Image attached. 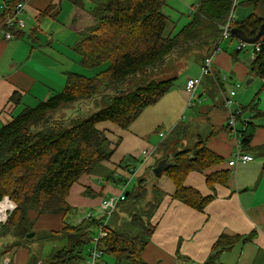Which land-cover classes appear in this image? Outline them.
<instances>
[{
  "label": "crops",
  "instance_id": "obj_1",
  "mask_svg": "<svg viewBox=\"0 0 264 264\" xmlns=\"http://www.w3.org/2000/svg\"><path fill=\"white\" fill-rule=\"evenodd\" d=\"M8 1L12 0H3V3ZM22 1L27 2L21 15L24 27L20 29L17 37L11 39H6L0 34L2 124L10 121L15 111L13 95L22 96L21 106H32V100H24V96L34 91L36 102L48 97L64 87L67 71H76L79 68L78 63L76 67L69 59L65 60V63L52 51L53 47L60 44L61 39L65 40L61 45L72 44V47H75L77 36H72L66 27L74 14V7L68 14V10L65 11L66 15L59 20L62 0ZM248 1L235 0V21L240 22L253 14L264 15L263 4L254 5ZM51 6L52 11L40 17V13ZM238 42L236 39H224L221 42V48L214 58L212 74L202 77L190 103L184 84L188 77L199 75L200 64L207 50H196L199 54H193V65L187 71L190 72L189 75L184 71L188 69L190 58L181 57L183 60H180L176 73L171 75L176 77L175 85L171 86L157 103L144 109L127 131L117 130L120 133L113 139L117 141L115 151L110 160L102 163V169L97 173L81 175L71 186L66 200L77 212L70 217L68 215L70 224L78 225L79 221L88 216L100 219L103 215L100 208L103 199L128 189L129 182L145 178L146 184L150 182L153 191L161 190V195L149 217V232L145 235L146 244L140 254L144 264H264V78L252 70L251 63L255 57L251 48L235 52ZM46 49L51 50L52 54L43 53ZM39 72H43L45 79L35 85L37 77L34 73ZM183 73L186 75L184 82H178ZM249 80H252V83L248 84ZM231 90L236 92L232 108L243 110L242 117L249 120L252 131L242 151L253 159L236 163L234 166L229 165L235 148L234 138L226 126L227 116L233 109L227 108L225 104ZM186 105L188 108L185 109ZM149 109L158 117L150 127L145 124L146 120L141 121V116ZM165 112H170L171 118L160 119ZM182 115L184 118H181ZM161 126L168 131V135L163 138L159 135V132H163ZM238 127L240 128V124ZM174 129L175 138L165 143ZM156 132L161 140L154 142L152 136ZM163 144L166 145L162 147ZM177 146H180V149L185 146H204L218 158L216 163L199 171L187 172L178 183L207 198L201 210L174 198L177 182L165 172L166 169L157 176L153 173L157 162L167 155L171 162V153ZM150 150H154L152 157L143 162V152ZM127 156L132 157L129 160L134 164L128 167V170L134 167L131 173H126L127 167H124L126 170L118 167ZM116 168L119 170L115 171ZM104 171L108 172L107 175L103 174ZM110 174H113L114 178L108 177ZM122 175L126 176H123L124 181L120 179ZM27 215L33 222L34 233L60 231L65 217L39 215L35 211H29ZM109 220V229L122 231L117 227L110 228ZM1 225L0 223V229L3 230ZM6 233L7 231L3 235L6 236ZM221 236L227 237L216 247L215 244ZM41 238L39 242H45L44 245L41 243L42 247L41 244L35 245L34 240L30 246L23 244L17 247H3L8 238L0 236V262L10 258L14 264H35L37 261L46 264L45 256L58 244ZM95 238L92 236L93 247ZM104 255L114 258L113 255L103 252L102 264H108L103 259ZM89 256L78 264H88Z\"/></svg>",
  "mask_w": 264,
  "mask_h": 264
},
{
  "label": "trees",
  "instance_id": "obj_2",
  "mask_svg": "<svg viewBox=\"0 0 264 264\" xmlns=\"http://www.w3.org/2000/svg\"><path fill=\"white\" fill-rule=\"evenodd\" d=\"M20 1L3 3L6 8L0 10V27ZM234 1L198 0L190 11L189 21L175 30L174 22L163 12L167 0H70L74 14L66 27L77 33L72 52L77 54L79 66L93 69L94 75L67 71L64 89L39 100L36 106H21V96L12 97L15 111L10 121L0 123V200L7 196L16 204L7 222L1 225L12 232L11 247L20 246L33 231V222L27 214L35 211L39 215L65 216L60 231L40 232L42 240L58 244L45 256L46 264H78L90 255L89 251L86 254L85 246L92 241L93 230L103 221L104 213L100 219L88 216L78 225L66 222L73 211L66 200L71 186L82 174L97 173L102 163L111 159L117 144L113 140L114 130L127 131L143 110L157 103L176 80L174 76L151 80L149 74L158 71L176 52L191 59L195 49L207 50L204 59L220 46L221 26L233 11ZM248 3L264 6V0ZM52 9L48 7L40 17ZM263 22L264 15L253 14L240 22L234 20L231 27L253 37ZM20 31H13L14 37ZM197 31L203 33L197 35ZM229 39L240 41L234 36ZM251 66L256 75L264 78V48ZM174 132L176 129L171 131ZM245 134L242 147L251 137L250 124ZM180 148L177 146L171 153L172 164L165 172L177 182L174 198L201 210L207 198L178 183L187 172L199 171L216 163L218 158L204 146ZM131 158L125 157L118 167H127L126 173H131L134 168L128 170L130 164L134 165ZM123 176L126 177L122 175V181ZM108 177L114 178L113 174ZM146 183L145 178L137 179L125 196L142 200L140 192ZM147 225L145 234L149 232L150 224ZM108 231L98 247L114 256V264H144L140 254L146 244L145 236L109 228ZM226 237L221 236L215 246Z\"/></svg>",
  "mask_w": 264,
  "mask_h": 264
},
{
  "label": "rangeland",
  "instance_id": "obj_3",
  "mask_svg": "<svg viewBox=\"0 0 264 264\" xmlns=\"http://www.w3.org/2000/svg\"><path fill=\"white\" fill-rule=\"evenodd\" d=\"M2 3H3V0H0V7L2 6ZM197 3H198V0H167V5L164 7L163 12L166 15H169L170 19L175 24V30H178V29H180L183 25H185L189 21V19H190L189 18L190 17V11L194 8V6L197 5ZM71 4L72 3L70 2V0H62V11H61V14H60V18L61 19H59V20H62L63 16L68 14V12L71 11V9L73 8V6H71ZM65 11H67L66 14H64ZM76 15L79 16V19L82 18L81 14L80 15L76 14ZM209 26H212V25H209ZM169 27H170V25H169ZM24 29L27 30L28 28H24ZM202 33H203L202 31H197V35H201ZM71 34L74 37H76V35H77V33L75 31H71ZM71 39H72V37H71ZM64 41H65L64 39H61L59 41L60 44H58V46L53 47V50H52L53 54L59 56V58L62 59L63 62H65V60L67 61V59H69V62L74 67H76L77 66L76 55L72 52L73 51L72 44H67V46H63L61 44ZM73 43H74V41H73ZM249 48H251V52H252L251 44H249ZM52 51L49 50V49H46L43 53L50 52L49 54H52ZM195 52H196L197 55L199 54L196 51V49H195ZM34 53H36V51ZM180 58H181L180 53L176 52L173 56H170L165 62H163L160 65V68H159L158 71L149 74L148 75V79H151V80L153 79L154 80V79H159V78H166L168 76H171L172 74H175L177 69H178V66L180 64ZM192 61H193V59H190L188 61V64H187L188 69L186 71H184V72H187L190 69V66L193 65ZM23 65H25V63ZM76 72L78 74L81 73L84 76H92V75H94V70L93 69H87V68H85L83 66H79V68H77ZM184 74L185 73H183L182 75L179 76L178 82H184L186 75H189L190 72H187L186 75H184ZM34 75L37 77L35 85L40 84L41 81L45 79L43 72L34 73ZM48 81H50V80L48 79ZM173 85H175V79H173V81L171 83V86H173ZM63 89L64 88H62L61 90H59L57 92H60ZM172 89H175V88H172ZM57 92H54V93H57ZM170 96H172V95L170 94ZM42 99H44V98H42ZM42 99H40V100H42ZM24 100H32V102H31L32 106H36V104H37L36 96L34 94V91H32L30 95L28 94V95L24 96ZM186 108H188L187 105H186L185 109ZM150 110L151 109L147 110L141 116V121L142 120H146L145 124L148 127L152 126L156 122V120H158V117L155 115L154 111H150ZM188 112H190V111H188ZM167 118H171L170 112L169 113L165 112L164 115L160 119L165 120ZM114 131H115V133H116V135L118 137L120 131H117V130H114ZM162 131L163 132H159V134H163L165 136L168 135V133L166 134V132H168L166 128L162 127ZM175 134H176L175 132L170 134L169 137L167 138V140L165 141V143L170 142L173 139V137L175 136ZM158 140H161V138L158 136V133L156 132V134H154L152 136V141L157 142ZM154 145L156 147L157 144L155 143ZM165 145L166 144H163L162 147H164ZM159 150H161V149L159 148ZM159 150H157V153L159 152ZM121 171L124 172V170H121ZM107 173L108 172L104 171L103 174L107 175ZM149 174H151V172ZM149 176L150 175H148V179H150ZM129 183H130V185L128 186V189H126V191H131L132 188L134 187V185L137 183V180L135 179V180H133V181H131ZM151 186L152 185L149 182L148 185H146L142 189V191L140 192V195L143 198L142 200H140L138 198L134 199L133 197H127L124 194V196H125V197H123L124 199L122 198V199H120L118 201L115 210L109 216L110 220H109V218L107 219L106 215L103 216L104 220H106V219L109 220V222H108L109 227L110 228L111 227H117V228L121 229L123 232H126V233H128L130 235L145 236L146 235L145 231L148 228L147 223H148L150 214L152 213L153 209H155L154 206H156V204H157V202H158V200L160 198V195H161V190L155 189L153 191ZM76 212H77V210L73 209V211L70 212L69 217L71 216V214H75ZM94 215H96V214H94ZM66 222L69 223L68 219L66 220ZM79 223H80V221H79ZM97 226L93 230V233H92L93 237H97L98 236V228H97ZM106 226H107V221H106ZM4 230L7 231V233H6L7 235L6 236L3 235ZM34 235H35V233H34ZM0 236H2V238H4V239L8 238V240L6 241V244L3 245V247L4 246L9 247V246H11L14 243L13 242L14 238L12 237V232H11L10 229H7L6 227H4L3 230L0 229ZM41 236H42V234L40 232H37V235L34 238L32 237L33 239L27 238L25 236L23 241H22V243H21V245L25 244L26 246L27 245L30 246V245L33 244L34 241H35V245H38V244H41V243H43V245H44L45 242H39L40 241L39 238ZM60 236L59 237L57 236L55 238H57V239L61 238ZM51 237H53V236H51ZM32 240H34V241H32ZM92 245H93L92 242H90V243H88L85 246L86 254H87V251H89L90 249L93 248ZM41 247H42V244H41ZM40 255H42L41 251H40ZM103 259L108 264H113L115 262V261H113L114 258L109 256V255H104Z\"/></svg>",
  "mask_w": 264,
  "mask_h": 264
},
{
  "label": "built area",
  "instance_id": "obj_4",
  "mask_svg": "<svg viewBox=\"0 0 264 264\" xmlns=\"http://www.w3.org/2000/svg\"><path fill=\"white\" fill-rule=\"evenodd\" d=\"M26 5H27V2L20 1L12 8L10 13L7 14L4 20V25L0 27V34H2L4 38L6 39L13 38L14 37L13 31L20 30L24 27V21L21 19V15L24 13L26 9ZM2 8L3 9L6 8V5L2 6ZM233 22H234V18H233V11H232L231 14L228 16L227 20L225 21V23L221 26V32H220L221 40L229 39L232 37L231 35L232 27L231 26ZM247 46H249V44L243 41H239L237 49H243ZM251 46H252V54L254 57H256V55L259 54L261 50L264 48V37H261L259 41H257L254 44H251ZM220 48H221L220 46L217 47L214 51H212L210 54H208L203 59L202 64L200 66L199 76L191 77L186 80L185 91L187 92L189 99H191L194 96L198 86L200 85L202 77L207 74H212L214 58L215 56H217V53L219 52ZM234 95H235V91L231 90L228 95V98L226 99L225 104L227 108L229 109H233L232 99ZM242 115H243L242 109H235V110L233 109L231 112H229L227 119H226V126H227L229 133L234 138V147H235L233 151V158L229 162L230 166H234L236 163H239V162H242V163L249 162L253 159L252 156H250L249 154H245L242 151L243 140L245 139V136H246L245 133L248 129V125L250 124L249 120L247 118H243ZM238 124H240V128L238 127ZM153 151L154 150H150L148 152L143 153L144 155L143 162L149 160L152 157ZM123 193H124V189L118 195L110 196L102 200L100 204V208L102 212L104 213V215H106L107 219L112 214V212L115 210L118 201L123 198ZM4 197H7V196H4ZM7 198L9 201H11L9 197ZM2 199L0 200V203H6L4 199L3 200ZM15 208H16V204L13 209L5 208L3 211H0V223L2 225L7 222L9 215L12 213V211ZM5 215L7 218L2 219V217H4ZM107 219L106 220L103 219V221L99 223V225L97 226L98 236L95 238V245L93 249L90 251V256L87 260L88 264H102L101 256L103 252L98 247V244L102 238H105L108 235V228L106 226ZM0 264H14V263H12L10 258H5L2 262H0ZM35 264H44V263L42 261H37Z\"/></svg>",
  "mask_w": 264,
  "mask_h": 264
},
{
  "label": "water",
  "instance_id": "obj_5",
  "mask_svg": "<svg viewBox=\"0 0 264 264\" xmlns=\"http://www.w3.org/2000/svg\"><path fill=\"white\" fill-rule=\"evenodd\" d=\"M231 35L235 38L239 39L240 41H243L247 44H254L261 37L264 36V22L261 24L260 29L257 31V33L253 37H247L243 34V32L238 28H231ZM252 80L247 81L249 84ZM171 162H169V156L167 155L164 159L160 160L158 164L153 168V173L155 176L160 175L161 172L165 169H167L170 166ZM128 191L125 192V195H127ZM6 230H4L5 234ZM27 238L34 237V233H28L26 235Z\"/></svg>",
  "mask_w": 264,
  "mask_h": 264
},
{
  "label": "clouds",
  "instance_id": "obj_6",
  "mask_svg": "<svg viewBox=\"0 0 264 264\" xmlns=\"http://www.w3.org/2000/svg\"><path fill=\"white\" fill-rule=\"evenodd\" d=\"M4 201L6 203H0V211H3L5 208L13 209L15 207V204L13 202L9 201L7 197H4ZM6 218H7L6 215L4 217H2V219H6Z\"/></svg>",
  "mask_w": 264,
  "mask_h": 264
}]
</instances>
